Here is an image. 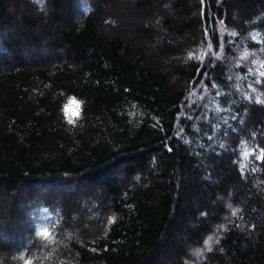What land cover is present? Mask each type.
Returning a JSON list of instances; mask_svg holds the SVG:
<instances>
[{
	"label": "trees",
	"instance_id": "16d2710c",
	"mask_svg": "<svg viewBox=\"0 0 264 264\" xmlns=\"http://www.w3.org/2000/svg\"><path fill=\"white\" fill-rule=\"evenodd\" d=\"M262 73L264 0H0V264H264Z\"/></svg>",
	"mask_w": 264,
	"mask_h": 264
},
{
	"label": "snow or ice",
	"instance_id": "6c2138e0",
	"mask_svg": "<svg viewBox=\"0 0 264 264\" xmlns=\"http://www.w3.org/2000/svg\"><path fill=\"white\" fill-rule=\"evenodd\" d=\"M262 75H264V73H262ZM169 150H171V149H169ZM233 214H235V213H233Z\"/></svg>",
	"mask_w": 264,
	"mask_h": 264
}]
</instances>
